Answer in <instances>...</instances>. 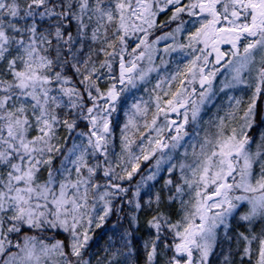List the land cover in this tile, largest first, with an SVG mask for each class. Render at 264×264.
<instances>
[{
    "label": "snow or ice",
    "instance_id": "6c2138e0",
    "mask_svg": "<svg viewBox=\"0 0 264 264\" xmlns=\"http://www.w3.org/2000/svg\"><path fill=\"white\" fill-rule=\"evenodd\" d=\"M0 264H264V0H0Z\"/></svg>",
    "mask_w": 264,
    "mask_h": 264
},
{
    "label": "trees",
    "instance_id": "16d2710c",
    "mask_svg": "<svg viewBox=\"0 0 264 264\" xmlns=\"http://www.w3.org/2000/svg\"><path fill=\"white\" fill-rule=\"evenodd\" d=\"M103 243V241H101V244Z\"/></svg>",
    "mask_w": 264,
    "mask_h": 264
}]
</instances>
